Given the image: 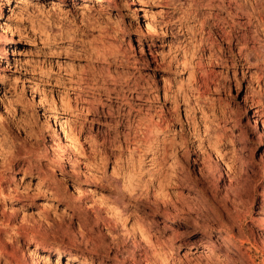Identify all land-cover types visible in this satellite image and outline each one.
I'll return each mask as SVG.
<instances>
[{
    "label": "clouds",
    "instance_id": "9594fccd",
    "mask_svg": "<svg viewBox=\"0 0 264 264\" xmlns=\"http://www.w3.org/2000/svg\"><path fill=\"white\" fill-rule=\"evenodd\" d=\"M0 264H264V0H0Z\"/></svg>",
    "mask_w": 264,
    "mask_h": 264
}]
</instances>
